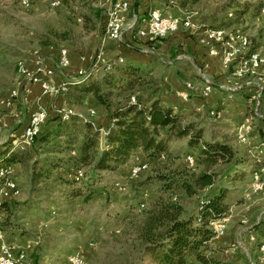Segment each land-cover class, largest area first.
Here are the masks:
<instances>
[{
	"label": "rangeland",
	"instance_id": "374dc122",
	"mask_svg": "<svg viewBox=\"0 0 264 264\" xmlns=\"http://www.w3.org/2000/svg\"><path fill=\"white\" fill-rule=\"evenodd\" d=\"M240 1L256 3L257 0ZM111 2L112 0H71L65 1L56 9L40 2L31 9H25L16 0H0V97L17 88L21 93L20 99L24 98L22 84L25 79L17 72V62L23 60L32 71H36V61L39 58L49 60L51 65V60L57 59L58 51L62 47L69 50L71 67L65 74L56 72L54 80L57 83H61L65 75L77 78L79 70L88 65L99 47L103 48L109 60L115 64L121 62L120 57L123 61L153 59L155 56H143L144 53L139 51L142 42L134 39L130 32L127 35L128 41L134 49L103 41ZM224 3L225 0H176V6L194 14L198 21L195 28L158 41L156 57H161L164 63L151 68L152 74L148 75L150 82L136 86L128 92H115L110 101L112 109L118 104L121 105L120 103H127L131 95H135L145 106L155 100H159L163 105H172L184 125L193 123L196 130L202 131L204 142L227 141L239 151L237 174L240 179L230 184L224 183L226 189L231 191L232 199L226 216L227 232L223 237L214 239L210 245L214 259L221 264H257L255 242L249 240L248 230H245L246 225L241 220L248 218L249 227L256 229L260 237L264 235V189L255 190L253 187V172L257 168L254 148H262L260 155L264 160V119L256 116V103L251 101L249 94L244 95L242 91L229 94L220 88V85L227 81L229 74L224 76L223 80L219 71L213 72L214 68L210 63L212 61L196 64L198 67L192 64L197 61L196 53L199 50L196 46H203L199 42L194 43L196 36L198 37L205 27H225L229 31L240 29L246 32L253 47L264 57L263 22L259 20L262 9L256 16L252 14L251 9L239 19L235 16L229 18L228 13L233 12L231 8L222 12L219 10ZM106 9L108 10L104 13L103 20L99 21L95 11ZM130 17L132 18V15ZM191 40L193 46H190ZM82 57H86L88 62H82ZM182 66L189 67L194 73L189 74ZM199 67L201 69L198 71ZM261 71L264 72V67ZM105 74L110 73L101 70L93 80L102 78ZM201 74L209 77L216 85L207 99L194 96L191 100L183 101L177 96L178 89H170L171 87L167 86V83H171V77L183 85L191 79L197 80ZM256 78L257 75H254L249 80ZM31 95V101L34 99L35 105L39 102L47 106L49 118L45 126L51 125V94L43 95L39 87L33 86ZM57 100L60 104L66 102L65 106L71 107L75 113H80L86 118L89 117V108L95 109L97 123L108 118L106 110L95 105L90 95L84 102L78 103L67 102L64 96ZM217 104L221 107H214ZM28 106L25 105L22 110L25 118L27 112L33 110V107ZM213 109L221 111L219 118L210 115ZM259 112L264 114V92ZM246 118L250 120L251 129L248 130L249 141L244 143L238 139V129ZM9 130L4 127L0 131V151L2 145L10 143L11 146V139H17L11 136ZM169 139L167 151L164 152L165 159L157 163L149 161V169L137 179L129 177L134 156L115 171L98 172L93 176L89 167L70 161V158L77 155L73 150L76 142L57 155H49L47 163L51 164V157H54L57 164L52 172L39 182H32L30 171L17 164L16 169L14 168V178L19 183L21 195L11 201L17 203L18 208L11 218L13 224L5 229L7 240L18 245L32 241L35 245L33 256L36 264H65L67 257L73 252L81 253L86 264H149V258L143 253V246L137 239L136 222L145 215L151 202L160 193V183L155 178L159 174L177 173H180L181 178H185L193 173V169L182 172L186 165L184 159L192 150L188 145V138ZM32 147L30 149H33ZM45 157L46 153L41 150L37 158L43 160ZM140 158L148 160L144 155ZM78 167L87 173V177L74 182L71 175ZM193 171L199 173L201 168H195ZM117 182L120 187L115 185ZM97 190L101 192L94 194ZM175 192L180 197V204L186 211L192 212L196 210L200 195H204L206 190L193 197H187L176 188L171 195L172 201ZM142 202L145 203V209L139 211ZM26 203L31 205V211H22L21 207L26 208L27 206L23 207ZM16 216L19 217L18 221ZM5 217L6 213L0 211L1 224ZM259 220L263 222L262 227L257 225ZM89 243L94 245L89 246Z\"/></svg>",
	"mask_w": 264,
	"mask_h": 264
},
{
	"label": "trees",
	"instance_id": "16d2710c",
	"mask_svg": "<svg viewBox=\"0 0 264 264\" xmlns=\"http://www.w3.org/2000/svg\"><path fill=\"white\" fill-rule=\"evenodd\" d=\"M132 6L136 9V2ZM263 7L264 0H257L256 3L225 0L219 10L222 12L231 8L233 16L239 19L251 9L256 16ZM95 14L99 21L103 20L101 11L96 10ZM255 50L257 48L252 45L251 51ZM149 56H155V60L162 63L161 57H156V53ZM150 70V65L126 59L116 63L112 71H103L110 74L96 80L93 77L97 74L86 77L78 75L74 78L77 80L69 78V92L65 94L67 102H84L90 95L95 105L110 112V122L105 131H100L96 118L91 120L75 113L71 119L63 120L57 114L51 125L45 126L48 119L46 120L33 143L24 150L14 148V139L11 146L10 143L2 145L0 168H12L14 177L17 164L21 165L30 171L32 182H39L57 164L54 157H51V164L47 163L49 155H57L76 142L73 150L77 155L70 158V161L89 167L93 176H96L98 172L117 170L138 152L140 157L144 155L148 159L142 160L157 163L167 151L169 138H188V145L192 149L189 155L194 156L195 165L189 167L185 162L182 172L195 168H201V171L195 173L192 170L193 173L185 178H181L180 173L157 175L155 180L160 183V193L151 202L145 215L137 219V239L143 246V253L149 258V264H221L212 255V223L228 215L232 199L231 191L226 189L224 183L230 184L240 179L237 174L240 153L227 141L204 142L200 129L196 130L193 123L184 125L175 108L163 105L159 100L145 106L135 95H131L136 97L135 103H130L129 96L127 103H120V106L118 104L112 109L110 100L114 98L115 92H128L136 86L149 83L151 79H148V75L152 74ZM100 73L101 71L98 75ZM41 150L46 153L43 160L37 158ZM176 188L187 197L198 195L203 190L206 192L200 195L196 210L189 212L180 204L178 193L175 192L178 199L172 201L171 195ZM98 192L101 190L94 194ZM13 199L9 197L0 200V211L6 213L2 224L0 222L4 232L13 224L11 218L18 208L17 203L11 202ZM23 207H26H21L24 212L32 210L29 203ZM15 219L18 221L19 217L16 216ZM257 225L262 227V220ZM253 231L257 239V253L258 242L263 236L260 237L254 228Z\"/></svg>",
	"mask_w": 264,
	"mask_h": 264
},
{
	"label": "built area",
	"instance_id": "2783aa9c",
	"mask_svg": "<svg viewBox=\"0 0 264 264\" xmlns=\"http://www.w3.org/2000/svg\"><path fill=\"white\" fill-rule=\"evenodd\" d=\"M65 1L71 0H16V2L25 9L33 8L37 3L48 4L51 8L60 7ZM174 3V0H171ZM133 0H113L112 5L107 13L105 32L103 41L115 42L123 44L128 48L134 49L133 45L128 41L127 34L130 32L132 37H135L141 43L139 51L144 54H154L156 52V43L164 38H167L181 29L195 28L194 14L188 13L186 10L181 12V15L170 14L160 8H152L147 17L143 18L139 24L137 17H130ZM264 7L261 10L259 20L263 22L264 30ZM233 16L232 12L228 13V17ZM132 22V23H130ZM202 36L200 43L207 47L210 55L220 56L223 68L228 71V79L220 88L229 94L250 90V99L254 101L256 116L264 119V114L259 112L261 100L264 92V72L261 71L264 67V57L259 50L251 51L252 41L249 35L240 30L234 29L229 31L225 27H205L202 28ZM134 35V36H133ZM131 36V35H130ZM219 47H218V46ZM82 62H88L86 57L81 58ZM119 61H123L120 57ZM57 67L62 73L71 67V58L69 50L62 47L58 51L56 59ZM36 71H32L27 63L23 60L17 62V72L25 79L22 84L23 96H26L33 84L39 85L43 94H51L53 96H61L69 91V82L62 81L57 83L54 80L56 68L49 64V60L39 58L36 61ZM115 63L109 60L103 48L95 52L93 59L88 62V65L80 69L78 75L91 76L98 74L101 70L110 72L113 70ZM257 75L255 80H249L250 77ZM72 80H77L73 79ZM216 85L204 74H201L197 80H189L184 83L182 89L177 90V96L188 101L190 98L198 94L203 98H209L213 93ZM21 98L20 90L12 89L6 96L0 97V123L6 111L12 109L16 102ZM136 97H130V103H135ZM57 114L63 120H69L75 112L69 106H62L57 110ZM210 115L214 118H219L221 111L213 109ZM88 119L95 120L97 113L93 108L88 110ZM48 118V112L45 106L39 104L35 111L29 115L28 123L22 134L14 141V148L24 150L30 146L40 133L43 124ZM250 120L246 118L239 126L238 139L241 142L249 141L248 130L251 129ZM256 154L257 168L253 172V187L255 190L264 189V160H262V148H254ZM134 162L129 169V177L137 179L149 169V163L142 160L139 154L134 155ZM165 159V154L161 156ZM185 162L189 167H194L195 158L193 155H187ZM13 169L5 170L0 168V198H18L21 195V188L16 179L12 176ZM71 177L75 182L85 179V171L82 168H77L73 171ZM120 187V183H116ZM174 200L178 196L173 197ZM145 209V203L142 202L138 208L139 211ZM248 230L249 240L255 242L256 235L253 228L249 227L248 218L241 220ZM228 218L225 217L217 222L212 223L214 231V239L223 237L227 232ZM89 243V246H93ZM34 243L26 241L21 245L10 242L6 238V234L0 225V264H35L33 257ZM258 263L264 264V235L257 245ZM65 264H86V260L79 252L70 254ZM255 264V263H253Z\"/></svg>",
	"mask_w": 264,
	"mask_h": 264
},
{
	"label": "crops",
	"instance_id": "0c3cea01",
	"mask_svg": "<svg viewBox=\"0 0 264 264\" xmlns=\"http://www.w3.org/2000/svg\"><path fill=\"white\" fill-rule=\"evenodd\" d=\"M112 2H113V0H112ZM111 2V3H112ZM135 2H136V4H137V8L135 9L133 6V8H132V10L133 11H131V14H130V16L132 15V17L134 18V17H137L138 18V22H139V24L142 22V20H143V18H145V17H147L148 16V14H149V11L152 9V8H160V9H162V10H164V11H166V12H168V13H170V14H173V15H181V12H183V11H185L183 8H180V7H178V6H176V0H174V3L171 1V0H133V3H132V5H135ZM112 5V4H111ZM111 7V6H110ZM172 8H174V9H172ZM176 8V9H175ZM107 10L108 9H106V11L105 10H102L101 12H102V16H104V13L105 12H107ZM198 21H197V19H195L194 18V23L196 24ZM201 25V24H200ZM184 30H188V29H181V30H179L178 32H176V33H174L175 35H177V33H179V32H181V31H184ZM130 34V33H129ZM173 34V35H174ZM199 34V33H198ZM128 35V34H127ZM202 36V34H201V32H200V34L198 35V37L196 36V39H195V42L194 43H196V44H198V42H199V44H201L200 43V37ZM128 37V36H127ZM195 38V37H194ZM193 43V41L191 40V42H190V46L192 45V44H194ZM122 46H124V47H126L125 45H123L122 44ZM193 46V45H192ZM218 46V45H217ZM197 48H198V52L196 53L197 54V56H196V62H195V64L194 63H192L195 67L197 66L198 67V65H196V64H204L206 61L208 62V60L209 61H212V62H210V63H212L211 64V66L214 68V70H213V72H216V71H219V76H221L222 75V79L223 80H225L224 79V76H227V74H228V71H226L224 68H223V66H222V63H221V58H220V56H213V55H210V53H209V50H208V48L207 47H205V46H201V45H197L196 46ZM201 47H203V48H201ZM219 47V46H218ZM126 48H128V47H126ZM142 53V52H141ZM143 56H145V57H151V56H149V55H147V54H144ZM56 61V60H55ZM54 60H51V66H54L55 68H56V72H58V71H60V69L57 67V64H56V62H55ZM131 62H133V63H137V64H142V65H150V67L151 68H153L154 66H157V65H160V64H163L164 62H163V60H161L162 61V63H160V62H157L156 60H155V57L153 58V59H150L149 61L148 60H144V61H139V60H130ZM155 61H156V63H155ZM206 62V63H207ZM183 68H185V70H186V72H188L189 74H193L194 73V71L192 70V69H190L189 67H186V66H182ZM201 68L199 67L198 68V71L200 70ZM67 70V69H66ZM65 70V71H66ZM65 71H64V73H62L61 71H60V73H62V74H65ZM193 72V73H192ZM225 72V73H224ZM65 78H64V80L66 81V80H68L69 78H71L69 75H65L64 76ZM199 78V77H198ZM197 78V79H198ZM195 79V78H194ZM63 80V81H64ZM192 80V79H191ZM196 80V79H195ZM170 82L171 83H167V86L169 87H171L170 89H182L183 87H184V83H183V85L181 84V83H179L178 81H176L175 80V78H172L171 77V79H170ZM33 86H36V87H39V85H36V84H33V85H31V87H30V91H29V93H27L28 95H26V96H23L24 98L23 99H20V100H18L17 102H16V104L14 105V107L12 108V109H10V110H8V111H6V113L4 114V116L2 117V122L0 123V131L1 130H3V128L4 127H7V128H9L10 130V133H11V136H13V137H16V138H18L21 134H22V132L24 131V129H25V127H26V125H27V123H28V120H29V115H30V113L31 112H33V111H35L36 110V108L38 107V105L39 104H42L43 106H45V108L47 109V106L45 105V104H43V103H39V102H37V104L35 105L34 104V99H33V102L31 101V98L33 97L32 95H31V92H32V87ZM40 88V87H39ZM250 90L251 89H246V90H243L242 91V93L244 94V95H250ZM69 92V91H68ZM67 92V93H68ZM239 94V93H238ZM43 95H46V94H43ZM61 96H64L65 97V94L64 95H61ZM194 96H197V97H201L200 95H198V94H195V95H193L192 97H194ZM60 96H53V95H51V118H54L56 115V111H57V107H61V106H63L64 104H66V102L65 103H61L60 104V102L57 100L58 98H59ZM192 97L190 98V100L192 99ZM53 98H57V99H53ZM201 98H203V97H201ZM205 99V98H204ZM64 101H65V99H64ZM25 105H29L28 106V108L29 107H33V110L31 111H29V112H27L28 114H27V117L25 118V115L22 113V110L25 108ZM120 106V105H119ZM214 107H221L220 106V104H217L216 106H214ZM109 111H106V114L108 115V118H104V119H101V120H99L98 121V123H97V125L99 126V128H100V131L103 133L104 131H105V129H106V126H108V124H109V122H110V117H109ZM80 114V113H79ZM81 115V114H80ZM24 116V117H23ZM53 116V117H52ZM48 118H49V115H48ZM47 118V119H48ZM24 119H25V121H24ZM106 119H107V121H106ZM13 139H11V141H12ZM138 153H140V152H138ZM137 153V154H138ZM248 234V233H247Z\"/></svg>",
	"mask_w": 264,
	"mask_h": 264
}]
</instances>
